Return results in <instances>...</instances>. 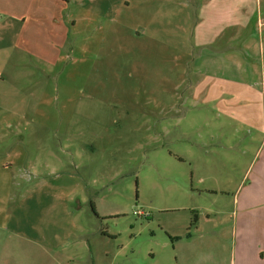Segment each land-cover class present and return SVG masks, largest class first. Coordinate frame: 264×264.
Returning a JSON list of instances; mask_svg holds the SVG:
<instances>
[{"label": "rangeland", "instance_id": "374dc122", "mask_svg": "<svg viewBox=\"0 0 264 264\" xmlns=\"http://www.w3.org/2000/svg\"><path fill=\"white\" fill-rule=\"evenodd\" d=\"M65 1L0 0L21 16L24 40L4 70L14 93L3 106L12 98L23 111L1 117L0 163L15 165L0 170V255L240 264L245 223L264 230V129L203 113L189 93L205 0ZM51 43L50 59L37 55ZM254 101L259 123L264 103ZM14 230L35 249L4 252Z\"/></svg>", "mask_w": 264, "mask_h": 264}, {"label": "crops", "instance_id": "0c3cea01", "mask_svg": "<svg viewBox=\"0 0 264 264\" xmlns=\"http://www.w3.org/2000/svg\"><path fill=\"white\" fill-rule=\"evenodd\" d=\"M66 2L61 0L63 4ZM14 13L12 16L4 9L0 10V131L1 117L9 113L17 120L23 111L17 107L16 99L7 95L14 92L5 90L7 80L4 70L10 62L8 60L14 50L24 46L21 16ZM194 15L196 20L191 39L196 56L192 59L190 74L196 76V81L191 82L188 88L192 99L203 113L209 115L219 112L227 119L234 118L245 126H256L263 130L264 116L260 117L259 123L256 122L254 105L257 101L254 100L264 103V0H205L197 7ZM6 17H11L15 26L5 23ZM63 31L67 32L65 29ZM26 47L34 52L42 46L29 44L25 40ZM48 47V50L43 48L47 50L46 53L37 55L50 59L48 53L54 50L55 44L51 43ZM16 60L14 58L13 62ZM12 89L15 92L18 90L17 87ZM7 96L12 97L10 99L14 104L9 110L3 106V100ZM15 124L17 125L14 122V126ZM13 165L15 163L12 161H2L0 170L7 171V167ZM8 182L16 184L11 180ZM11 190L12 188L6 189L5 186L4 194H9ZM20 223L19 221L18 224ZM257 224L259 222H246L245 235L237 239L240 264H264V230L260 236L253 231L247 232ZM35 243L38 244L36 239L25 237L20 231L14 230L13 235L6 239L4 252L14 249L22 251L24 244L33 250ZM39 248L44 253L50 251L45 245ZM0 256L3 260L8 258L7 263L3 264H17L12 259V253ZM66 260L67 263L70 258ZM63 263L64 259L58 261V264Z\"/></svg>", "mask_w": 264, "mask_h": 264}]
</instances>
